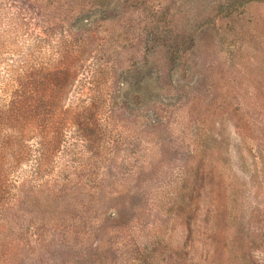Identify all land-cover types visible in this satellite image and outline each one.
<instances>
[{
	"label": "rangeland",
	"instance_id": "1",
	"mask_svg": "<svg viewBox=\"0 0 264 264\" xmlns=\"http://www.w3.org/2000/svg\"><path fill=\"white\" fill-rule=\"evenodd\" d=\"M107 1L91 2L74 27L84 33L85 20L99 19L102 47L63 100L92 103L90 71L107 68L99 145L90 152L68 126L70 155L60 149L38 175L33 161L22 163L3 194L16 193L10 181L23 182L22 213L87 214L88 226L110 215L120 226L102 225L85 243L68 235L59 246L56 236L37 235L57 251L43 257L25 244L12 264H142L129 257L142 249L147 264H264V0L231 13L219 9L232 0ZM39 185L50 193H30Z\"/></svg>",
	"mask_w": 264,
	"mask_h": 264
},
{
	"label": "trees",
	"instance_id": "2",
	"mask_svg": "<svg viewBox=\"0 0 264 264\" xmlns=\"http://www.w3.org/2000/svg\"><path fill=\"white\" fill-rule=\"evenodd\" d=\"M7 1L0 0V62L3 63L0 67V192H2L0 193V251H3L0 254V261L2 264H8L5 261H11L12 256L17 254L16 250L25 244L32 245L34 255L38 253L39 248L43 249V257L52 251H57L47 249L44 241L40 239L36 241L34 237L37 235L40 237L47 233L54 235L57 237L56 246H59L70 236L77 240L82 238L85 243L93 232L101 229L102 225L104 228L107 227L108 223L113 228L120 226L118 217L114 218L110 215L103 216L104 218L99 215L100 222L95 219L98 224L101 223V226H88L92 218L87 214L79 217L78 213H70V211L55 212L46 209L22 213L21 204L24 200L22 192L25 193L27 187L23 182L10 181L9 185L16 193L9 197L3 194L7 185L4 184L22 163L33 161L35 175H38L42 172L40 169L46 166L45 163L60 149L66 155H70L71 149L65 146L66 141L63 136L68 126L74 128V137L86 143L84 147H88L90 152H94L92 147L96 143L99 145L101 128L97 123V116L103 104L101 96L106 94L104 86L107 83V68L97 65L90 71L91 87L89 88L98 94V98L92 103L85 104L84 99L78 97L73 106L64 107L63 100L77 79L78 73L84 68L85 61L93 60L94 56L91 53L102 47L97 39L101 34L99 19L92 20L90 16L85 20L87 23L84 33L79 32L77 28L75 30L74 27L79 21H84L87 16V6L91 2L104 5L108 1L66 0L65 4L60 6L59 4L57 6L58 1L54 0ZM245 1L254 0H232L226 3L225 9L219 10L231 13L234 4L242 5ZM26 14L28 16L25 17ZM29 18L34 20L33 25L41 28L43 35L33 33ZM58 27L62 29L58 41L52 42L50 38L55 36ZM23 34L27 36L26 41L28 40L25 51L21 49L19 39V35ZM92 43L96 44V49H91ZM4 52L9 55L3 56ZM97 59L100 61L99 56L95 60ZM30 193L50 192L39 185ZM31 196L33 198L31 200L39 204L45 200L43 205H47L50 200L47 195L42 199L36 194ZM21 222L24 225H20ZM13 225L18 231L11 230ZM148 253L145 249L137 250L129 257H134L133 262L143 261L142 264H147Z\"/></svg>",
	"mask_w": 264,
	"mask_h": 264
}]
</instances>
